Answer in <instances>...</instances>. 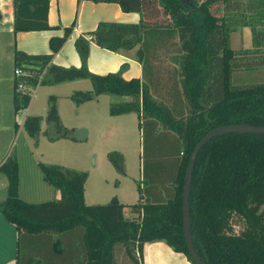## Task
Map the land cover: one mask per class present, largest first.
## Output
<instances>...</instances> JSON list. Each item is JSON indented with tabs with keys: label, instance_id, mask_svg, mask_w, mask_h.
Here are the masks:
<instances>
[{
	"label": "trees",
	"instance_id": "obj_1",
	"mask_svg": "<svg viewBox=\"0 0 264 264\" xmlns=\"http://www.w3.org/2000/svg\"><path fill=\"white\" fill-rule=\"evenodd\" d=\"M117 2L125 12L141 13L145 0H89ZM155 1L170 23L101 21L87 35L110 51H128L138 45L142 79L112 73H92L86 66L89 40L75 39L82 65L53 63L55 53L72 33L51 36L49 53L31 54L15 48L14 112L28 106L40 84L86 78L91 90L72 92L75 104L99 94L128 97L113 101L109 114L135 112L144 134L154 173L151 188L138 185L139 199L124 215L125 204L112 197L104 204L84 200L85 170L39 162L44 180L60 192L58 200L25 201L19 196L18 157L9 151L0 163L7 177V197L0 213L17 229L16 264H33L32 244L45 243L64 264H143L144 244L164 240L189 260L182 221V197L188 159L194 146L223 124L264 125V81L243 82V71L264 70V0H146ZM49 0H14V32L49 29ZM221 5V13L212 11ZM248 26L249 49L231 47L230 35ZM166 57L173 67H162ZM236 81L237 83H234ZM23 84L19 89L18 85ZM164 95V98L160 97ZM44 116L27 115L24 128L38 144L42 130L51 141L74 139V128L58 115L56 98L48 97ZM109 158L114 164V154ZM189 193L191 239L206 264H264V133H224L209 139L194 161ZM243 226L234 229L235 219ZM122 252L121 262L116 251ZM62 263V264H63ZM56 264H58L56 262ZM60 264V263H59Z\"/></svg>",
	"mask_w": 264,
	"mask_h": 264
},
{
	"label": "crops",
	"instance_id": "obj_2",
	"mask_svg": "<svg viewBox=\"0 0 264 264\" xmlns=\"http://www.w3.org/2000/svg\"><path fill=\"white\" fill-rule=\"evenodd\" d=\"M200 2V1H199ZM141 13L125 12L117 2H94L89 0H49L47 22L49 29L39 31L14 32V0H0V163L9 154L14 140L26 139L24 120L27 115L44 116L48 108V97L56 98L58 115L65 126L74 128V143L86 142L91 145L90 167L84 183V200L88 204H104L112 197H117L119 202L125 204L124 215L128 218L135 217L130 205L139 199L138 186L131 181L133 175L124 168L123 175L114 182L115 173L109 166V154L120 157L123 163L129 154H135L139 146L133 142L135 126H138L139 118L135 112L117 115L109 114V101L102 103L105 94H99L94 100L75 104L70 97L71 93L79 90H91L92 83L86 78L58 82V84H40L31 95L30 103L26 108L17 113L14 112V66L13 54L15 48L22 49L27 53H49V39L51 36L62 35L64 28L72 27V33L65 40L63 46L53 56V63L66 67L80 66V50L75 39L83 35L89 40V48L86 58V66L92 73L107 74L122 69V77H142V64L136 57L138 45L128 51H110L99 46L94 40L88 39L87 32L93 31L101 21H117L121 23L137 22L142 17L148 25H165L170 23L169 15L164 13L163 8L155 1H144ZM231 47L249 49L252 47L253 38L248 26L232 31ZM90 85V87H89ZM47 122L42 120L41 129H46ZM45 126V128L43 127ZM49 127V124H48ZM140 129V128H139ZM138 129V130H139ZM139 134L141 131H138ZM28 137V138H29ZM27 140V139H26ZM41 137L38 140L40 144ZM28 149L31 143L27 141ZM39 144L31 155L27 157V163H22L18 156L19 171V196L28 195L24 200L35 202L33 197L43 195L45 192L44 178L40 170ZM23 147L25 144H23ZM32 152V151H31ZM43 163V162H42ZM115 161L112 165H117ZM139 172H141V168ZM0 172V184L3 177ZM4 174V173H2ZM130 181V188L126 182ZM7 187V177L5 181ZM87 187H90L89 193ZM107 190V191H105ZM42 193V194H41ZM88 193V194H87ZM22 198V197H21ZM22 198V199H23ZM16 227L7 221L0 213V264H16ZM143 264H193L183 253L178 252L164 240H155L144 244L142 252Z\"/></svg>",
	"mask_w": 264,
	"mask_h": 264
},
{
	"label": "rangeland",
	"instance_id": "obj_3",
	"mask_svg": "<svg viewBox=\"0 0 264 264\" xmlns=\"http://www.w3.org/2000/svg\"><path fill=\"white\" fill-rule=\"evenodd\" d=\"M197 1H201V0H197ZM219 6L221 5L214 4L212 6V11L216 15H219L221 13ZM161 65L164 68H167V67L172 68L174 66L172 58H169V57H166V60L165 61L163 60ZM242 73L244 77L242 78L243 82L257 83L258 81H264V70H257V71L246 70V71H243ZM233 82L237 83L236 81H233ZM88 83L90 84L91 81H88ZM160 97L164 98V95L160 94ZM124 100H130V98L121 97V96L114 95V94L113 95L105 94L101 101L104 104L109 101V104H110L113 101H124ZM163 100H166V99L164 98ZM43 127L45 128V126ZM46 127H48V124ZM138 129L139 128L138 127L136 128L135 126V129H134L135 136H134L133 142L135 143L136 147L137 145L139 146V149H137L135 154L134 153L129 154V156H127L126 158V163H123L122 162L123 160H121L120 157H115V154H114V162L115 161L118 162V164L115 166L112 165L110 158L107 161L109 162L108 167H110L111 165V167H113L111 169L115 170V173L113 174L114 176L113 180L110 182L111 187L114 186V182H116L118 178L120 179L121 175H123L124 168L128 169L129 172L133 175V178L131 179V181H133L134 183L136 182V185L137 184L141 186L144 185V186H147V188L152 187L151 185L153 183L151 184V178L154 173L152 172V168L150 167V159L148 160V155H147V162H146L147 163L146 164V168H147L146 174L144 173L143 168H142L143 163H144V154H145V149H144L145 140H144L143 131L139 129L141 131V133L139 134ZM42 130L43 128L41 129V133L39 136V139L41 137V141H40V144L38 143L39 152H42V154L41 153L39 154L40 160L42 162L63 165L71 169H75V170L80 169V170H85L88 172L89 167L91 165L90 156H89L90 154L89 149L91 148V145H89L86 142L74 143L71 140H66V139H62L59 142L51 141L48 139L47 135L43 134ZM25 135H26L25 137L27 140L26 139L23 140L22 138L15 139L14 144L12 145L10 149V151H13V153L17 154V157L19 155H22L21 159H22L23 164L24 162L27 163L26 156L28 155L32 156V153L36 151L35 149L38 146V144L35 145L34 139L32 137L27 136V134ZM27 141L31 143L30 149H28L26 145L28 143ZM22 143L25 144L24 147ZM140 168H141V172L139 176L138 171H140ZM1 175L4 180L3 181L1 180V184H0V201H3L7 197V190L5 189V184H4L6 181V176L5 174H2V173ZM129 184H130V181H127L126 186L128 188H130ZM44 188H45V192H43V195H40L38 197H33V196L31 197L33 198L35 202H44L45 200H58L60 198L59 190L57 188H54L51 184L47 183L45 180H44ZM89 190H90V187H87L88 193H89ZM27 196L28 195H25L24 198H26ZM21 197L23 198V196ZM234 219H235L234 229L237 231H240L243 226V222L240 219H237V218H234ZM32 246H33L32 249L34 251V254H32L33 264H56V262L58 264L63 263L55 255V253H52V251L48 250V247L46 246L45 243L35 241L32 244ZM116 257L121 262L122 252L120 250L116 251Z\"/></svg>",
	"mask_w": 264,
	"mask_h": 264
},
{
	"label": "water",
	"instance_id": "obj_4",
	"mask_svg": "<svg viewBox=\"0 0 264 264\" xmlns=\"http://www.w3.org/2000/svg\"><path fill=\"white\" fill-rule=\"evenodd\" d=\"M187 3L193 5L190 0H184ZM264 133V125H248V124H223V126H218L210 129L205 136L194 146L193 151L191 152L187 170L184 179V190L182 197V221H183V232L184 239H186V246L189 256L192 258L195 264H206L202 258L198 255L194 248L193 240L191 239V221H190V203H189V193L191 187V178H192V170L194 168V161L197 157L198 152L201 150V147L212 137L223 135L224 133Z\"/></svg>",
	"mask_w": 264,
	"mask_h": 264
},
{
	"label": "built area",
	"instance_id": "obj_5",
	"mask_svg": "<svg viewBox=\"0 0 264 264\" xmlns=\"http://www.w3.org/2000/svg\"><path fill=\"white\" fill-rule=\"evenodd\" d=\"M88 39H92V37L89 36ZM14 74H15V75H18V74H20V71L16 69V70H14ZM23 87H24L23 84H19V85H18V88H19V89H22Z\"/></svg>",
	"mask_w": 264,
	"mask_h": 264
}]
</instances>
